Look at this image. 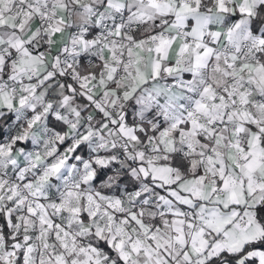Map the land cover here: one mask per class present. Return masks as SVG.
Instances as JSON below:
<instances>
[{
    "label": "snow or ice",
    "instance_id": "1",
    "mask_svg": "<svg viewBox=\"0 0 264 264\" xmlns=\"http://www.w3.org/2000/svg\"><path fill=\"white\" fill-rule=\"evenodd\" d=\"M0 264H264V0H0Z\"/></svg>",
    "mask_w": 264,
    "mask_h": 264
}]
</instances>
